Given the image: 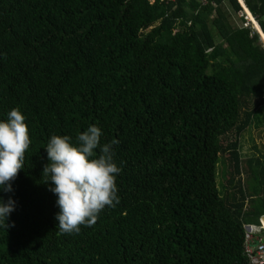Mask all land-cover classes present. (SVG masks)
Instances as JSON below:
<instances>
[{
  "label": "trees",
  "instance_id": "obj_1",
  "mask_svg": "<svg viewBox=\"0 0 264 264\" xmlns=\"http://www.w3.org/2000/svg\"><path fill=\"white\" fill-rule=\"evenodd\" d=\"M243 2L264 44V0ZM241 10L238 0H0V120L19 108L31 138L13 191L0 190L16 201L0 223V264H249L243 223L264 215V153L241 148L252 124L264 128V49L237 24ZM90 125L101 144L119 142V203L62 234L45 147Z\"/></svg>",
  "mask_w": 264,
  "mask_h": 264
},
{
  "label": "clouds",
  "instance_id": "obj_2",
  "mask_svg": "<svg viewBox=\"0 0 264 264\" xmlns=\"http://www.w3.org/2000/svg\"><path fill=\"white\" fill-rule=\"evenodd\" d=\"M25 121L19 108H13L6 120H0V190L3 192L13 191L11 182L24 167L25 153L31 144ZM102 135L100 127L90 125L77 134L75 143L71 136L53 134L46 144L49 163L44 165L42 177L46 178L45 183L54 185L49 191L57 196L60 211L55 218L62 234L78 233L81 225H95L105 207L119 203L117 175L121 169L113 160V145L119 142L101 144ZM15 206L14 199L9 197L5 201L0 196V223L7 222ZM6 227H9L7 223Z\"/></svg>",
  "mask_w": 264,
  "mask_h": 264
},
{
  "label": "rangeland",
  "instance_id": "obj_3",
  "mask_svg": "<svg viewBox=\"0 0 264 264\" xmlns=\"http://www.w3.org/2000/svg\"><path fill=\"white\" fill-rule=\"evenodd\" d=\"M235 18L237 24H241V17H239V13L238 16L235 15ZM241 151L242 155L245 158L253 153L255 154V156H261V154L264 153V128L262 126H259L258 124H252L250 126V128L245 133ZM224 159L226 160V163L229 162L227 159V154L220 155L219 163L217 166L218 176L216 177V180L218 181L219 187H221V185H225L231 167V165L229 164L226 171L224 170ZM242 177L245 181H249L245 174H242ZM261 218L262 219L260 223L262 224V226L259 225L255 227L256 229H258L256 230L258 234H261L263 232L262 228H264V216H262Z\"/></svg>",
  "mask_w": 264,
  "mask_h": 264
},
{
  "label": "built area",
  "instance_id": "obj_4",
  "mask_svg": "<svg viewBox=\"0 0 264 264\" xmlns=\"http://www.w3.org/2000/svg\"><path fill=\"white\" fill-rule=\"evenodd\" d=\"M208 1L209 0H202V3L206 4ZM238 2L242 6L239 16L246 20L243 26L248 27L251 22L248 20L246 9L241 0H238ZM213 4L216 5L215 2H213ZM251 28L255 29L253 24H251ZM260 225L262 226V224ZM257 226L259 225L254 223H244V253L249 259V264H264V234H255L256 230H258L255 228Z\"/></svg>",
  "mask_w": 264,
  "mask_h": 264
},
{
  "label": "water",
  "instance_id": "obj_5",
  "mask_svg": "<svg viewBox=\"0 0 264 264\" xmlns=\"http://www.w3.org/2000/svg\"><path fill=\"white\" fill-rule=\"evenodd\" d=\"M257 26H258V29H256V26H254L253 25V27L255 28V31L257 32V34L259 35V44L262 46V48L264 49V44H263V41H262V38H261V34L260 33H262V31H261V29H260V27H259V25L257 24ZM263 241H264V239H263Z\"/></svg>",
  "mask_w": 264,
  "mask_h": 264
},
{
  "label": "bare ground",
  "instance_id": "obj_6",
  "mask_svg": "<svg viewBox=\"0 0 264 264\" xmlns=\"http://www.w3.org/2000/svg\"><path fill=\"white\" fill-rule=\"evenodd\" d=\"M243 2V1H242ZM248 20H250L251 24H253L254 26H256V29H258L257 23L256 21L252 18L251 15H248Z\"/></svg>",
  "mask_w": 264,
  "mask_h": 264
},
{
  "label": "crops",
  "instance_id": "obj_7",
  "mask_svg": "<svg viewBox=\"0 0 264 264\" xmlns=\"http://www.w3.org/2000/svg\"><path fill=\"white\" fill-rule=\"evenodd\" d=\"M244 3V2H243ZM245 5V4H244ZM247 8V7H246ZM249 13H250V11H249ZM255 20V19H254ZM257 23V22H256ZM258 24V23H257Z\"/></svg>",
  "mask_w": 264,
  "mask_h": 264
}]
</instances>
